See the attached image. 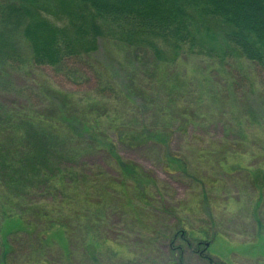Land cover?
<instances>
[{
	"label": "rangeland",
	"instance_id": "rangeland-1",
	"mask_svg": "<svg viewBox=\"0 0 264 264\" xmlns=\"http://www.w3.org/2000/svg\"><path fill=\"white\" fill-rule=\"evenodd\" d=\"M69 63V69L31 67L16 80L32 89L34 97L36 86L45 85L83 104L98 90L111 98L94 113L110 112L108 120L100 117L97 125L109 136L114 155L113 148L102 144L80 160L88 174L97 171L105 182L101 177L100 182L90 183L83 192L88 195L77 200L71 196L74 193L66 197L63 227L42 225L35 238L26 230L11 236L8 222L0 233V256L10 244L9 264H264V121L250 116L248 120L242 97L264 93V71L244 60L223 67L194 55L182 57L176 68L167 69L112 41H103L95 55ZM233 70L239 84L247 85L241 90L236 86L241 98L230 97L229 104L223 90ZM203 77L208 84L197 82ZM128 78L142 80L159 99L167 91L163 82L172 85L177 78L182 89L190 87L186 97L190 114L205 120L184 129L177 122L170 125L174 137L169 149L153 143L123 144L116 134L140 131L141 122L151 127L156 117L154 110L143 111L144 93L135 102L124 98ZM209 92L215 94L214 102L207 98ZM1 96L9 102H28L23 95L0 94V100ZM224 136L240 140L238 159H229L222 167L193 160ZM166 155L190 159L195 166L191 164L192 170L185 174L179 171L181 160H168ZM120 159L135 165L136 172L142 171L143 179L138 181L134 173L125 175ZM51 199L36 196L48 205L53 204ZM33 230L28 232L35 234Z\"/></svg>",
	"mask_w": 264,
	"mask_h": 264
},
{
	"label": "trees",
	"instance_id": "trees-1",
	"mask_svg": "<svg viewBox=\"0 0 264 264\" xmlns=\"http://www.w3.org/2000/svg\"><path fill=\"white\" fill-rule=\"evenodd\" d=\"M103 41L120 43L167 69L176 68L182 57L194 55L223 67L244 60L264 71V0H0V94L23 95L28 100L23 104L2 96L0 100V233L8 222L12 223L8 231L11 236L26 230L29 237H37L42 225L63 227L66 197L74 193L71 196L77 200L88 195L83 192L90 183L100 182L101 177L105 182L97 171L88 174L80 160L102 144L113 148L107 133L104 136L97 125L98 118L108 120L110 112L94 113L111 98L98 90L89 103L83 104L45 85L36 86L34 97L32 89L16 80L31 67L69 69V62L95 55ZM230 77L227 83L231 93L228 88L223 90L229 96L225 103L230 97L241 98L239 88L247 85L239 84L234 70ZM202 79L196 81L209 83ZM127 80L132 83L125 84L124 98L134 101L144 93L143 111L154 110L156 117L151 127L141 122L140 131L116 134L123 144L135 147L153 143L169 149L174 137L168 130L170 125L177 122V127L184 129L205 120L192 117L186 100L190 87L182 89L177 78L172 85L163 82L167 91L160 99L153 96L149 86L142 85V80ZM208 95L211 100L215 98L214 93ZM248 95H242L245 116L264 121V93L254 98ZM203 96L199 98L201 105ZM212 146L193 160L222 167L241 155L238 139L224 136ZM166 156L168 160L176 158ZM177 159L181 160L179 171L185 174L192 170L191 164L195 166L190 159ZM119 161L125 175L134 173L138 181L143 179V172H136L135 165ZM103 186L105 183L101 189L106 192ZM37 194L51 197L53 204L37 201ZM73 203L69 205H77ZM31 229L36 233L28 232ZM6 245L8 249L3 243L0 264H9L12 245Z\"/></svg>",
	"mask_w": 264,
	"mask_h": 264
}]
</instances>
